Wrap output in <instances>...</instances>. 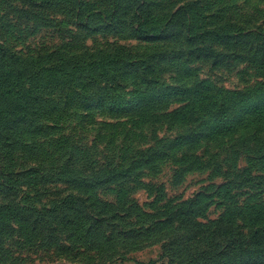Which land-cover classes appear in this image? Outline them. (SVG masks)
I'll return each mask as SVG.
<instances>
[{
	"label": "rangeland",
	"instance_id": "rangeland-1",
	"mask_svg": "<svg viewBox=\"0 0 264 264\" xmlns=\"http://www.w3.org/2000/svg\"><path fill=\"white\" fill-rule=\"evenodd\" d=\"M118 4L0 0V264H264V0Z\"/></svg>",
	"mask_w": 264,
	"mask_h": 264
},
{
	"label": "trees",
	"instance_id": "trees-1",
	"mask_svg": "<svg viewBox=\"0 0 264 264\" xmlns=\"http://www.w3.org/2000/svg\"><path fill=\"white\" fill-rule=\"evenodd\" d=\"M119 1L120 0H112V7L110 8V14H112V13L117 14V12L120 9V5L118 4ZM138 1H140V0H138ZM79 5L82 6L83 4H78L77 7H79ZM137 5H138V8L136 10L138 11L137 13L140 16L141 13H139V11H141V6L145 5V7H146V4H144V2H138ZM104 13L105 12L103 10L91 11L90 15L101 16ZM179 13H180V10H178L176 12V15H178ZM195 14H197V13H195ZM75 16H76L78 24H79L80 23L79 22V16H80L79 9H77ZM103 19H105V18H103ZM112 23L113 22H110V24H112ZM82 24H83V22L81 20V23L79 25L81 26ZM145 24H146V22H143L141 20V17H140L139 21H137V23L135 25L136 31L141 32L143 34H153L155 31L156 32H158V31L164 32V29L171 25V21L169 20V22L167 24L163 25L159 29H154L153 27L148 28V29H143L144 27H146ZM233 27H234L233 22H228V23H225L223 26L215 27L214 29H205V31L204 30L200 31L199 34L204 36L207 34H214L215 33L218 36L219 35L228 36L231 33V32L228 33V30L232 29ZM222 32L224 34H222ZM195 34L196 33H194V35ZM248 98H249V96L245 97V99H247V100H248ZM242 100H243V98H241L240 92H238L236 90H231V91L225 90L224 92H222L221 94H219L216 97V104L214 106V111L212 112L211 117L207 120V124L211 126V129L209 130L211 132V134L209 137L212 140H210V141L216 142L217 146H222L225 150H228L230 148L229 147V142L231 140L230 136H231V134H233V132H232L233 129L231 128L230 125L225 124V121L227 120V117L231 113V110L234 108V106L237 105L238 103H241ZM191 103L193 105H196L197 101L194 98H191ZM202 111H203V109H201V110L199 109V112H198L199 115L201 117L207 119V115H204V113H201ZM253 116H256V119H252ZM260 118H264V111H262L260 113L256 112L252 115H249L246 118V120H247L246 128L250 125H254V124L257 125L256 123L260 122L259 121ZM252 123H254V124H252ZM237 126L238 125H236L234 127V130L238 129ZM254 128H256V127H254ZM174 140H177L180 142L182 140V137H178V138L176 137V139H174ZM258 159H264V154L261 156L255 157V158H251V160H258ZM230 164H231V160L229 159L228 165H230ZM127 173H128V171L126 170V171L121 172V175H124V174L126 175ZM247 178L250 179V177H247ZM229 180H230V183L233 181L235 182L234 176L232 174H230ZM240 186H242V182H239L238 184H234L233 187L230 185L226 189V192L227 193L231 192V194L233 196H237V190ZM240 190H242V189H240ZM244 193H247V192L244 191ZM261 193H262V198L264 199V190L261 191ZM242 200L243 199H241L240 202H242ZM239 211H243V208L239 207ZM243 213H244V211H243ZM244 214H246V212ZM250 225H251L250 217H246V215H245V219H244L243 227H241V231L237 230L234 233H232V234H235V236H236L233 241L237 242L240 237H245L244 239L248 240V229H249ZM250 244L251 243H248V245H250Z\"/></svg>",
	"mask_w": 264,
	"mask_h": 264
}]
</instances>
